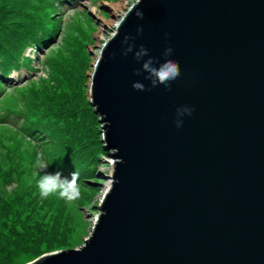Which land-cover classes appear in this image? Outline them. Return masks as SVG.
<instances>
[{"label":"water","instance_id":"95a60500","mask_svg":"<svg viewBox=\"0 0 264 264\" xmlns=\"http://www.w3.org/2000/svg\"><path fill=\"white\" fill-rule=\"evenodd\" d=\"M125 14L89 85L110 186L81 248L27 264H264V0H140ZM140 45L179 62L170 90L136 75Z\"/></svg>","mask_w":264,"mask_h":264},{"label":"rangeland","instance_id":"374dc122","mask_svg":"<svg viewBox=\"0 0 264 264\" xmlns=\"http://www.w3.org/2000/svg\"><path fill=\"white\" fill-rule=\"evenodd\" d=\"M49 1L0 0V50L18 52L25 61L9 75L12 80L0 78V264H27L47 254L81 248L110 186L102 175L112 174L114 159L102 148L101 127L88 102L90 76L101 47L135 0H55V7ZM38 23L42 24L34 33L45 30L44 34L48 28L55 33L34 50L37 45L25 46L20 37L26 33L29 40ZM34 96L39 113L61 116L79 162L89 166L88 175L78 181L80 196L73 201L56 195L40 198L36 181L37 173L43 172L36 166L37 158L49 164L47 172L59 171L58 162H52L54 147L3 118ZM59 153L63 154L60 148Z\"/></svg>","mask_w":264,"mask_h":264},{"label":"trees","instance_id":"16d2710c","mask_svg":"<svg viewBox=\"0 0 264 264\" xmlns=\"http://www.w3.org/2000/svg\"><path fill=\"white\" fill-rule=\"evenodd\" d=\"M54 1L55 0L49 1L50 3L52 2V6H54L55 4ZM57 1L63 2L67 0ZM39 24L42 23H38V25L35 26L32 32H30L31 36H29V40L28 36H26V33L21 34L20 40L21 42L25 40V46L29 44H35L37 45L36 47H42L44 44L48 43L50 35H53L55 33V30L53 31V29L49 28L48 31L44 34H42V32H45V30H41V33H34L35 31H37V28L40 27ZM37 33H39V35ZM1 40L2 39H0V46L2 44ZM23 63H25V61L22 59V57L18 56V52L13 53L8 49L0 50V77L3 78V76L5 74H8L11 69H21ZM1 85L3 84L0 80V86ZM2 88L3 87H0V90ZM38 110V99L34 96L29 104L14 107L8 114H4L3 118H5L4 120L6 122H9L10 124H13V126L20 128L28 136H34L44 145L52 143L55 153V158L53 157L54 159L52 160V162H58L55 164L60 165L59 172H61L63 176L71 178V173L74 171H77L79 173V180L83 177V175L87 176L89 166L83 165L79 162V159L81 158L79 157V152L76 151L73 147L72 134L68 133L64 129V126L66 125L62 122L61 116H59L57 112H52L50 114L49 111H47L46 113L41 111L42 113H39ZM66 118L67 117L65 115L64 120H66ZM60 134L63 135L62 138H60ZM59 148L61 149V151H63V154L59 153Z\"/></svg>","mask_w":264,"mask_h":264},{"label":"clouds","instance_id":"9594fccd","mask_svg":"<svg viewBox=\"0 0 264 264\" xmlns=\"http://www.w3.org/2000/svg\"><path fill=\"white\" fill-rule=\"evenodd\" d=\"M140 3V0H135L134 4L129 8L128 13L125 14V18L127 14L131 13L132 10ZM135 16L138 19H143L144 13L137 9L135 11ZM143 31L142 27L137 28V34H141ZM118 31L113 34L118 35ZM135 37L125 35L122 43L127 45L123 50V55H128V53L133 52L135 48L134 44ZM133 41V43H130ZM173 49L171 47L165 49L164 56L170 57L173 53ZM144 57H148L146 60ZM134 58L137 62H141V68L137 70L136 75H141V73H146L145 79L149 80L151 83V87L155 88L159 85H164L169 90L171 89V82L175 81L181 74L179 62L173 59H164L163 61H159L154 57L149 56L148 50L140 45L138 50L134 53ZM133 88L137 91L146 90L145 85L142 82L136 81L133 82ZM150 90V89H148ZM193 112L192 108L188 106H184L182 108L177 109V119L175 121L176 127L180 128L183 126V117L185 115H191ZM37 168L43 172V175L37 173L38 179L36 181V187L38 189V193L41 199H47L50 196L56 195L61 199L66 201H73L80 196V188H79V173L74 171L71 173V178L63 176L61 172L57 171L55 173L47 172L49 164L43 160L40 156L37 158L36 162Z\"/></svg>","mask_w":264,"mask_h":264},{"label":"bare ground","instance_id":"6f19581e","mask_svg":"<svg viewBox=\"0 0 264 264\" xmlns=\"http://www.w3.org/2000/svg\"><path fill=\"white\" fill-rule=\"evenodd\" d=\"M112 162H113V161H112ZM112 162H111V163H112Z\"/></svg>","mask_w":264,"mask_h":264}]
</instances>
